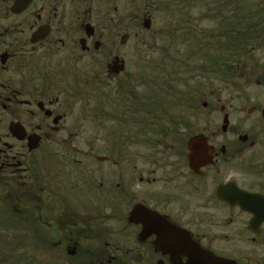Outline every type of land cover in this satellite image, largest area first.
Returning a JSON list of instances; mask_svg holds the SVG:
<instances>
[{"label": "flooded vegetation", "instance_id": "af4514ba", "mask_svg": "<svg viewBox=\"0 0 264 264\" xmlns=\"http://www.w3.org/2000/svg\"><path fill=\"white\" fill-rule=\"evenodd\" d=\"M130 3L0 0V264H264V2L212 112L146 85Z\"/></svg>", "mask_w": 264, "mask_h": 264}, {"label": "rangeland", "instance_id": "374dc122", "mask_svg": "<svg viewBox=\"0 0 264 264\" xmlns=\"http://www.w3.org/2000/svg\"><path fill=\"white\" fill-rule=\"evenodd\" d=\"M132 1L134 2L132 4ZM130 7L131 5H134V7L130 8V15L132 14H138L137 19L139 17V20H137L136 25L134 26L133 24H131V36H133V32L136 31V33H141V37H145V39L149 40L147 42V47H146V56H145V70H146V85L147 86H151V84H148L150 82H155L156 85L159 84H163V85H168V81L171 79V77H168L166 79H164V75H171L172 73H169V68L168 67V62L165 59L160 58L161 55H163L159 50L162 49L163 47H165L166 45H168L167 43L169 42V37H165L164 32H166L165 27H167V21L165 22L166 19H169V15H168V8L167 6L164 5V0H144V7L145 10L141 9V8H136L135 6L136 1L135 0H130ZM250 2V6L249 7H244L245 9H249L251 10H255V7L257 6H261L263 5V0H249ZM211 1L206 0L205 5H195V6H191L190 8V12H189V17L191 19V26H192V30L193 32L201 33L202 36H199L198 39H192L196 42H198L197 40L201 41L204 43L205 45V56L203 57L202 54V58L200 60V57H195L193 58L192 54H197L198 51H193L194 49H191L192 53L191 57L192 59H190L189 61H186L187 64L185 63L183 66L185 67L184 70L185 74L181 75V76H177V75H173L172 80L175 81L172 84L174 85V87H176L180 92L186 90V88H188V91H190V89L194 88V95H198L197 92L198 90L200 91L201 87H205L206 88V92H207V98L203 99L204 101H207L208 104V108L209 110L212 112V109H214V104L218 103V100H220L222 103L225 102H234L236 101V97L237 92H236V83L234 81V79L231 80H227L225 81L223 78L218 79L215 78L214 76H210L208 75V67H207V59L210 56V53L208 51V45L210 46L209 43H217V42H222V43H226L227 40L225 39H220V38H212L210 36H208V34H211L212 32L216 33L215 31L220 30L221 26H220V22H235L233 26H235L236 28L239 27V29L242 27L241 26V22L237 23V18H238V12H242V11H237V10H242L243 7H238V6H226V5H218V7H215L211 4ZM150 7V8H147ZM166 7V9H165ZM152 10V11H149ZM174 10L176 11V8H174ZM213 10V14L217 13L218 11L221 12L220 17L212 20L211 19H207L210 18L212 15L210 13V11ZM136 11V12H135ZM144 13H150L151 17H152V27L150 28V30L148 32L142 33L144 30L142 28V16L144 15ZM247 18V16H246ZM249 18V16H248ZM173 19H177L178 20V15L176 16L175 13L173 15ZM177 26V23L175 21H173V27L172 29H175ZM177 34L175 35L174 33V37L170 40V42L174 41V46H172V52L173 54L176 53L179 54L180 52H186L182 46V43L180 40H178L177 38ZM215 35V34H212ZM235 38L231 39L234 41ZM210 40V42H209ZM167 42V43H166ZM251 44H249L247 46V49H250ZM186 48V47H185ZM189 50V49H188ZM189 54L185 55L184 59H188L189 58ZM162 57V56H161ZM220 59H222V57L219 55ZM218 58L214 55V59ZM174 61L179 59V58H173ZM161 62L162 64V69L164 71H166L165 73L162 74V77L158 80V77L154 76V78L152 77L153 74L150 69L149 66L151 64V62H154V66L157 67L158 62ZM228 62H234L229 61ZM242 63H244V60L242 61ZM246 64H249V61L247 59V61L245 60ZM175 65V64H174ZM233 65H235V62L233 63ZM176 66V65H175ZM201 66H206V73H201V72H196L194 70V68H198ZM199 69V68H198ZM155 74V73H154ZM152 75V76H150ZM150 78H153V80H149ZM215 78V79H214ZM158 82V83H157ZM246 93H249V91L247 90ZM200 95V94H199ZM202 101H200L201 103ZM210 116H216V114L210 115ZM82 149V146H81Z\"/></svg>", "mask_w": 264, "mask_h": 264}, {"label": "trees", "instance_id": "16d2710c", "mask_svg": "<svg viewBox=\"0 0 264 264\" xmlns=\"http://www.w3.org/2000/svg\"><path fill=\"white\" fill-rule=\"evenodd\" d=\"M211 1L212 5L215 7H218V5H226V6H238V7H243L242 10H237V11H242V12H238L239 16L237 18V23L241 22V28L239 29L236 28L234 25L235 22H220V30L215 31L216 33L212 32L211 34H208V36L212 37V38H220V39H225L228 42L230 41V47H228L227 42L222 43V42H217V43H209L210 46L208 45V51L210 53V56L208 57V61H207V67H208V75L210 76H214L215 78L221 79L223 78L225 81L227 80H231L234 79V72H233V63L234 62H228L227 60L224 59H220L219 55H223V53L226 50H234L235 48V42L231 39H233L235 37V34L237 33L236 38H238L241 42V50L242 53H247L246 49L247 46L250 43V18H248V16H250V11L249 9H245L244 7H249L250 6V2L249 0H208ZM206 0H164V5L167 6L168 8V15H169V19H166L165 22L167 23V27H165V37H169V41L174 37V33L176 35L177 34V38L178 40L181 41L182 46L184 47L183 49L186 52H180L179 54H177L176 58H179L177 60H171L168 63L172 64L171 67L169 68V73L171 72V75H164V79L168 78V77H173V75H177L178 77L181 76L182 74L184 75L185 71L187 70L185 69V67L183 66L185 63L187 64L186 61H189L190 59L195 58V57H200V60L202 58V54L203 57L205 56L204 54V50H205V45L203 42L197 40L198 42L192 40V39H198L199 36H202L201 33H196L193 32L192 30V26H191V19L189 17V12H190V8L191 6H195V5H205ZM174 8H176V11L174 10ZM166 9V7H165ZM177 16L178 15V20L177 19H173V15ZM210 13L212 15H210V18L207 19H211L214 20L218 17H220L221 12L218 11L217 13L213 14V10L210 11ZM247 16V18H246ZM173 21H175L177 23V26L175 29H172L173 27ZM239 33V36H238ZM215 34V35H212ZM203 37V36H202ZM210 42V40H209ZM186 47V48H185ZM228 47V48H227ZM189 49V50H188ZM191 49H194L193 51H198L197 54H192ZM189 54V58L188 59H184L185 55ZM195 56H192V55ZM214 55L218 58L214 59ZM192 56V57H191ZM222 57V56H221ZM151 64L149 66V69L152 72L153 78L155 76V72L157 70V67L154 66V62L148 63ZM176 66H175V65ZM199 68V69H198ZM198 68H194V70L196 72H201L206 73L207 69L206 66H201ZM171 77V79H172ZM153 78H150L149 80H153ZM214 78V79H215ZM169 80L168 81V87L170 86H174L172 83L175 82L173 80ZM171 81V82H170ZM148 84L150 85H156L155 82H150L148 81ZM163 94H165V97L163 98V101L165 102H171L174 100V96L176 94H179V91H173V89L164 92Z\"/></svg>", "mask_w": 264, "mask_h": 264}, {"label": "water", "instance_id": "95a60500", "mask_svg": "<svg viewBox=\"0 0 264 264\" xmlns=\"http://www.w3.org/2000/svg\"><path fill=\"white\" fill-rule=\"evenodd\" d=\"M144 27L146 29H148L150 27V21L149 20L145 21ZM198 256L203 257L204 259L209 260V263L210 264H225L224 261L219 260V259H216V258L214 259V258L210 257L209 255L198 254Z\"/></svg>", "mask_w": 264, "mask_h": 264}]
</instances>
